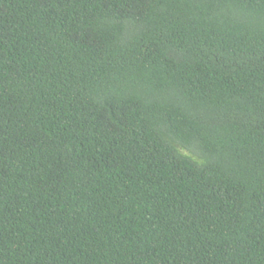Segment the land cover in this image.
<instances>
[{
  "label": "trees",
  "instance_id": "obj_1",
  "mask_svg": "<svg viewBox=\"0 0 264 264\" xmlns=\"http://www.w3.org/2000/svg\"><path fill=\"white\" fill-rule=\"evenodd\" d=\"M0 264H264V0H0Z\"/></svg>",
  "mask_w": 264,
  "mask_h": 264
}]
</instances>
